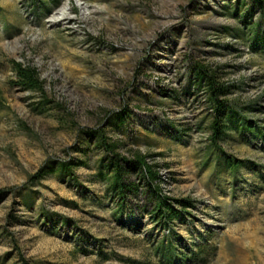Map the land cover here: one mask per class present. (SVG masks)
<instances>
[{
    "label": "rangeland",
    "instance_id": "374dc122",
    "mask_svg": "<svg viewBox=\"0 0 264 264\" xmlns=\"http://www.w3.org/2000/svg\"><path fill=\"white\" fill-rule=\"evenodd\" d=\"M264 16L250 0H0V189L58 169L20 196H0V264H264ZM11 60L37 68L40 94L13 83ZM217 71L224 97L258 130L209 142L212 110L195 66ZM123 115L124 120L119 117ZM242 122V121H241ZM106 125L121 151L151 155L162 192L191 199L184 219L151 218L143 195L118 199L98 176L104 157L80 128ZM136 181L137 179L134 178ZM100 252L109 255L104 259ZM199 254L192 259V253Z\"/></svg>",
    "mask_w": 264,
    "mask_h": 264
},
{
    "label": "trees",
    "instance_id": "16d2710c",
    "mask_svg": "<svg viewBox=\"0 0 264 264\" xmlns=\"http://www.w3.org/2000/svg\"><path fill=\"white\" fill-rule=\"evenodd\" d=\"M250 3L264 16V0H250ZM253 39L254 47L258 48L259 45L264 47V33L261 35L256 33ZM10 62L15 72L13 83L23 90L39 93L42 100L38 104L41 106L40 112H42L44 106L52 103V101L47 98L44 89L45 81L40 77L39 71L34 66L25 65L16 60H11ZM216 73L217 71L210 69L206 65L196 64L195 82L198 86L205 87L207 99L212 110V117L209 123V142L225 157L229 166L237 168L245 161L227 156L221 149L220 142L225 139L226 134L231 129L247 130L255 133L258 128L253 127L251 123H246L245 119L242 120L234 107L224 99L223 96L227 94L228 87L220 82ZM119 120H124L123 115L119 117ZM78 135L84 139L92 140L94 146L104 154V157L100 160L98 176L107 184V190L111 195L118 199L116 214L120 213L128 200L136 198L138 195H143L150 203L149 213L151 218L167 227H170L175 220L184 219L186 214H190L189 209L195 206L191 199L173 198L162 192V181L157 170L158 165L148 161L151 155L132 150L125 155L121 151L124 144L120 141L112 140L107 135L106 125L93 129L80 128ZM80 166H87V162L73 159L61 162L52 161L31 175L26 184L9 189H0V196L8 193L15 197L20 196L28 185L38 182L47 174L54 172L55 169H58L63 174H70L74 168ZM134 178L137 180L135 181ZM156 250L165 264H173V260L176 257L181 259L183 257L176 251L171 241L157 245ZM100 255L104 256V259L110 258L109 255L101 252ZM198 258L199 254L192 253V259L196 260ZM19 264H29V262L20 254Z\"/></svg>",
    "mask_w": 264,
    "mask_h": 264
}]
</instances>
